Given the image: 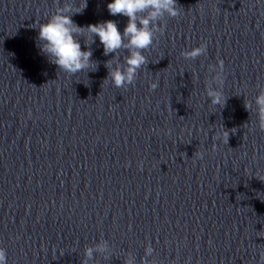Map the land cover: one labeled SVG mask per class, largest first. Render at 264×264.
Here are the masks:
<instances>
[{
  "label": "clouds",
  "instance_id": "clouds-1",
  "mask_svg": "<svg viewBox=\"0 0 264 264\" xmlns=\"http://www.w3.org/2000/svg\"><path fill=\"white\" fill-rule=\"evenodd\" d=\"M55 11L46 19V22L39 23L38 36L36 40L40 52L45 55L48 62L58 67L69 76L81 72H95L98 70V61L92 59L93 52L90 45L95 43L98 37L103 46V55L112 58L105 61L104 67L108 74L103 82H111L116 88L126 89L133 86L140 71L147 67L149 61L143 54L149 50L157 37V33L163 34L166 28V18H176L184 10L177 0H112L107 4L110 15H122L127 17V24L121 32L116 21L106 20L87 26L77 25L72 17L82 12L87 7V0H83V6H77L75 0H53ZM87 34V35H86ZM81 39H83L88 50H82ZM91 40V43H87ZM126 51L127 55L121 62L120 52ZM181 55L186 60H195L198 57L207 55V44L183 51ZM208 71L214 72L206 87V96L213 106L223 108L228 97L225 96L222 86L224 80V62L217 60L216 65H209ZM215 85V87H213ZM159 86L155 81L150 84V90L154 91ZM247 111H254L257 123L264 131V86L259 88L258 94L252 101L244 102ZM221 135L228 143L229 133ZM198 158L203 159V153L195 152ZM107 243H98L95 247L84 249V258L80 264H87L93 258L94 252H105ZM153 249L146 248L145 255L150 256ZM0 264H7L6 250L0 247ZM124 264H130L125 260ZM258 264H264V252L259 255Z\"/></svg>",
  "mask_w": 264,
  "mask_h": 264
}]
</instances>
